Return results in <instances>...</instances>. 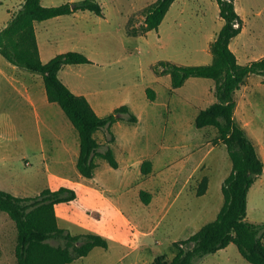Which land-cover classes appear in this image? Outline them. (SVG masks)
<instances>
[{
	"label": "rangeland",
	"instance_id": "obj_1",
	"mask_svg": "<svg viewBox=\"0 0 264 264\" xmlns=\"http://www.w3.org/2000/svg\"><path fill=\"white\" fill-rule=\"evenodd\" d=\"M22 1L0 0V28ZM42 1L45 5H58L73 0ZM99 1L104 6V15L85 10L80 11V17L63 16L60 21L50 23L48 35L56 53L78 50L93 61L65 64L62 68L61 76L74 91L89 93L101 115L127 104L138 116L136 123L126 119L115 122L112 131L116 137L112 142L102 130L97 134L98 141L114 149L120 166L112 167L105 158L96 156L95 176L85 178L70 157L63 154L59 160L51 161V170L61 171V175L48 174L45 171L48 162L43 163L37 155L42 137H51L50 130L29 103L24 100L17 105L10 103L0 76V122L6 123V116H12L18 124L11 129L3 125L0 129V142L8 143V151H4L8 161L0 162V166L4 165L0 167V188L20 196L36 195L46 187L76 188L79 194L76 201L58 205L60 226L73 234L100 233L109 240V247L96 246L88 256L71 264H117L118 260L119 264H150L161 253L171 259L177 251L172 239L181 237V229L197 218L201 225L212 221L224 202L222 184L232 170L227 146L217 139L215 126L197 127L195 123L197 113L215 95V80L191 76L172 93L171 75L155 71L161 60L182 64L211 62V44L223 18L217 0H175L158 28L133 35L129 28L142 29L144 14L155 0ZM240 3L259 7L264 5V0H240ZM0 58L6 60L2 54ZM263 78L261 74L251 73L243 84L247 86L245 91H236L235 116L264 158ZM148 87L156 90L154 100L148 97ZM55 105L60 110L55 113L61 132L73 139L70 124L79 140L78 130L60 105ZM147 158L156 159L157 169L153 166L145 175L141 164ZM199 160L200 164L196 165ZM204 176L209 178V189L206 194L196 195L195 188ZM168 184L175 189L174 205L169 214L162 216L156 233L141 234L140 231L151 228V220L161 211L156 204L143 203L139 190L158 191V195ZM96 187L105 188L104 193L93 190ZM178 190H182L181 194ZM247 217L264 222V174L249 190ZM128 218L137 221L140 228L130 226ZM168 230L172 238L166 234ZM128 239L134 245L129 246ZM139 241H146L148 248L139 247L136 244ZM16 244L15 222L6 211L0 210V264H17ZM196 264L252 263L235 243H230L205 255Z\"/></svg>",
	"mask_w": 264,
	"mask_h": 264
},
{
	"label": "trees",
	"instance_id": "obj_2",
	"mask_svg": "<svg viewBox=\"0 0 264 264\" xmlns=\"http://www.w3.org/2000/svg\"><path fill=\"white\" fill-rule=\"evenodd\" d=\"M174 1L155 0L144 14L142 29L129 28L130 33L145 34L158 28ZM217 2L224 24L211 44L212 61L182 64L161 60L155 65V71L169 73L173 88L182 86L191 76L215 80L216 100L199 111L195 123L197 127L215 126L217 139L227 146L232 170L222 184L224 202L215 219L187 238L174 242L177 251L171 259L161 253L150 264H196L205 255L230 243H235L250 263L264 264V222L251 221L247 217L249 190L264 173V160L255 142L235 119V93L251 73L264 76V56L246 64L238 61L230 42L241 31L243 19L235 0ZM85 10L104 15V6L99 0H73L58 5H45L42 0H24L12 18L0 28V54L17 67L42 75L49 100L59 103L79 132L80 153L76 165L81 175L91 178L98 165L96 156L105 158L112 167H119L114 149L108 143H100L95 132L103 130L107 140L112 142L116 137L113 124L120 119L136 123L138 116L127 104L116 107L109 114H98L84 94L75 93L59 76L63 65L91 63L92 59L82 51L69 50L44 62L35 30L36 21ZM146 91L150 99L156 98L154 88L148 87ZM152 165L151 159H144L141 171L148 174ZM208 187L209 178L204 176L197 194H204ZM77 195L76 189L67 185L57 189L46 187L36 195L27 196L0 188V210L9 214L17 228V264H69L88 255L96 246L109 247L107 237L100 233L73 234L59 225L56 205L74 200ZM140 197L149 203L152 193L141 189Z\"/></svg>",
	"mask_w": 264,
	"mask_h": 264
},
{
	"label": "crops",
	"instance_id": "obj_3",
	"mask_svg": "<svg viewBox=\"0 0 264 264\" xmlns=\"http://www.w3.org/2000/svg\"><path fill=\"white\" fill-rule=\"evenodd\" d=\"M23 2L24 1H22L18 5V8L20 7V5ZM42 3L44 4L43 1H42ZM235 5H236V9H237L238 13L240 14V16L243 19V27H242L241 31L235 37H233L231 39L230 47L236 53L238 61L242 64H246L252 60L259 59V58H262L264 56V5L259 6V7H248L244 4H241L240 0H235ZM17 9L12 10L10 12L11 18ZM66 15L67 16L68 15H74L76 17L77 16L80 17L79 15H82V14L80 11H76L72 14L58 15L55 17H51L49 19H45L42 21H36L35 22V30H36V35H37V42L39 45L40 56L44 62L50 60L52 57H54L55 55L58 54V53H56V51H54V49H55L54 45H53L54 42L52 41L51 37L48 35V33L51 32L50 23L58 22L61 19H63L62 18L63 16H66ZM223 24H224V19H223ZM219 30H220V28L217 30V33ZM63 67H64V65H63ZM62 68L59 71V76L70 87V85L67 83V81H65V79L61 76ZM0 76L2 77L3 81L5 82V91L4 92L7 96V98L9 99L10 103L17 105L20 102H22L23 100L25 102L29 103L35 109V111L38 115V118L41 120V123L44 125V127L46 125V127L50 130L51 137L50 138L47 137V139H45V137H42V139L40 141V148L38 149L39 154L37 155V156H39L38 158L42 159L43 163H46V161L48 162L47 165L45 166V171L48 174H51L53 177L61 175L60 174L61 171L54 173L51 170V161L54 159L59 160L63 156V154L70 157L72 164L76 165L78 157H79V153H80V139L79 140L77 139L75 132L72 130V127L70 126V124H68V126L70 127L69 129L71 130L72 135L74 136L73 139L69 138L66 134H63L61 132L60 122H59V119L55 113V110H58V111H60V110L55 105V103H57V102L49 100L48 95H47V91H46V86H45L44 79H43L42 75L39 73H35V72L30 74L29 72L24 71L23 69L17 67L15 64L11 63L7 59L3 60L2 58H0ZM261 81H262V83H264V78ZM246 87L247 86L245 84V86L242 85V87L240 89H243V91H245ZM175 91H177L176 88L172 87L171 92L175 93ZM74 92L77 94H84L88 98V100L90 101V103L92 104L94 109L97 111V113L100 114L98 109H96L94 103L91 101L89 93H79L77 91H74ZM215 100H216V97L214 95L211 103ZM57 104L59 105V103H57ZM236 108H238V103H237ZM235 119H236V116H235ZM138 120H139V118H138ZM3 125H5L6 128L9 127L11 129V128H14L15 126H17L18 124L14 122L12 116L11 117L6 116V123L2 124L0 122V129L3 128ZM99 131H101V130H97L95 132L96 138H97V134ZM103 133L105 134L104 131H103ZM5 139H7V138H5ZM106 139H107V136H106ZM100 143L103 144L104 142H100ZM256 146H257V144H256ZM34 150H36V149H34ZM4 151H8V143L7 142H3V143L0 142V162L8 161V154ZM34 153H36V152H34ZM259 153H260V151H259ZM260 155H261V153H260ZM24 158H27V156H24ZM152 160H153L152 161V163H153L152 168L154 166V169L156 171V169H157L156 159L153 158ZM263 160H264V158H263ZM95 161H96V159H95ZM199 164H200V160L196 163V165H199ZM119 166H120V162H119ZM0 167L4 168V165H2ZM76 167H77V165H76ZM80 175H81V173H80ZM81 176L85 177L83 175H81ZM94 176H95V173H94ZM93 177H91V178H93ZM1 178H2V176H1V170H0V179ZM85 178H88V177H85ZM0 183H2L1 180H0ZM67 186H71V185H67ZM0 187H1V185H0ZM71 187H74V186H71ZM97 189H99V190H97ZM208 189H207V191H208ZM93 190H95L96 192L100 191L103 194L105 188L100 189V188L96 187V189H93ZM140 190L138 193L139 195H140ZM195 191H196L195 192L196 195H198L196 188H195ZM150 192L152 193V197H151L150 202L147 204H149L150 206L153 204H156V208L157 209L159 208L161 212L157 213L156 218L151 220V228L148 231H145V232L143 230L140 231L141 234H145V235L154 234L157 232V230L160 228L162 216H164V215L166 216L167 214H169L170 209L174 205V201L177 199L176 195H174L175 189L170 184H168V186H166V189H163L162 191H160V193H158V195H157L158 191H150ZM181 192H182V190H181ZM181 192L178 190L179 194H181ZM206 192L204 194H206ZM77 194H78V192H77ZM179 194H177V195H179ZM21 196H27V195H21ZM78 198H79V194L77 195V198H75L74 200H71L69 202L76 201ZM141 201L144 203V201L142 199H141ZM63 203H68V202H63ZM59 204H62V203H59ZM59 204L56 205V214H57L58 223H60V216L58 213V205ZM221 207H220V209H221ZM91 209L92 208L89 207V210H91ZM220 209H219V211H220ZM219 211L215 213L216 217H217ZM120 212H121V209H120ZM90 213H92V211H90ZM122 213H123V211H122ZM128 220H129L128 222H129L130 226L135 225L137 228H140V225L137 223V221L132 219V222H131L130 218H128ZM201 224L202 223H200L198 218L196 220H191L190 223H188L185 227H183L181 229V231H180L181 237L179 239H176V238L172 239L173 242L178 241L180 239L187 238L188 236H190L191 234H193L194 232L199 230L205 223L203 225H201ZM165 231H167V230H165ZM166 234H168L170 236V238H172L169 230H168V233H166ZM128 244H129V246L134 245L133 241L130 239H128ZM136 244H138L139 247L144 246V249L146 247L148 248V244L146 241L145 242L139 241V242H136ZM86 256H88V255H86ZM122 258H124V256ZM74 261H72V262H74ZM119 261L120 260H118L117 264H119ZM72 262H70L69 264H71Z\"/></svg>",
	"mask_w": 264,
	"mask_h": 264
}]
</instances>
